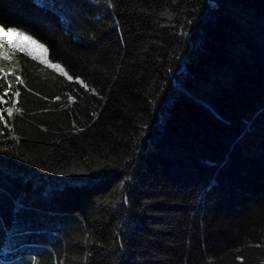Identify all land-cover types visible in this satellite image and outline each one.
Wrapping results in <instances>:
<instances>
[{"label":"trees","instance_id":"trees-1","mask_svg":"<svg viewBox=\"0 0 264 264\" xmlns=\"http://www.w3.org/2000/svg\"><path fill=\"white\" fill-rule=\"evenodd\" d=\"M0 264H264V0H0Z\"/></svg>","mask_w":264,"mask_h":264},{"label":"rangeland","instance_id":"rangeland-1","mask_svg":"<svg viewBox=\"0 0 264 264\" xmlns=\"http://www.w3.org/2000/svg\"><path fill=\"white\" fill-rule=\"evenodd\" d=\"M0 38L10 41L18 46L24 47L30 53L34 54L39 59H41L44 65H47L49 67H63L61 63L54 62L50 59L47 47L44 43H42L37 38L33 37L22 29L4 28L0 25Z\"/></svg>","mask_w":264,"mask_h":264}]
</instances>
